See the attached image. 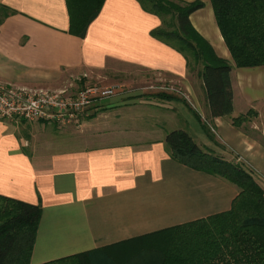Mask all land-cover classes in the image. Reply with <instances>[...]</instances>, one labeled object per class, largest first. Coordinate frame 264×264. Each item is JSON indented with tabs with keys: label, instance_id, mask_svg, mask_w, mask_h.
Listing matches in <instances>:
<instances>
[{
	"label": "crops",
	"instance_id": "0c3cea01",
	"mask_svg": "<svg viewBox=\"0 0 264 264\" xmlns=\"http://www.w3.org/2000/svg\"><path fill=\"white\" fill-rule=\"evenodd\" d=\"M179 1L203 3L190 23L230 61L210 1ZM160 26L137 0H103L79 37L66 0H0V86H122L71 126L80 136L61 143L44 135L55 124L0 119V196L41 208L30 264L82 254L90 264H146L124 242L230 210L236 186L174 159L165 143L189 123L186 109L218 145L204 143L196 122L197 135L186 131L193 140L247 167L264 191V66L232 68L233 111L212 118L198 73L152 36Z\"/></svg>",
	"mask_w": 264,
	"mask_h": 264
},
{
	"label": "trees",
	"instance_id": "16d2710c",
	"mask_svg": "<svg viewBox=\"0 0 264 264\" xmlns=\"http://www.w3.org/2000/svg\"><path fill=\"white\" fill-rule=\"evenodd\" d=\"M137 1L146 12L161 19L152 36L182 54L186 68L200 76L210 116H229L233 111L232 68L264 66V0H209L230 61L220 58L190 23L189 17L203 3H168L171 11L157 0ZM102 2L66 0L70 33L83 37ZM167 15L172 16L176 31L162 28ZM244 119H233V125L239 126ZM165 143L174 159H192V168L228 181L238 194L226 212L134 238L124 245L132 246L133 255L149 257L146 264H264V191L251 172L210 150L203 151L184 130L168 132ZM40 217L39 205L0 196V264H30ZM87 256L54 264H90Z\"/></svg>",
	"mask_w": 264,
	"mask_h": 264
},
{
	"label": "built area",
	"instance_id": "2783aa9c",
	"mask_svg": "<svg viewBox=\"0 0 264 264\" xmlns=\"http://www.w3.org/2000/svg\"><path fill=\"white\" fill-rule=\"evenodd\" d=\"M121 88L96 84H73L58 90L0 86V119L77 126L95 102L115 96Z\"/></svg>",
	"mask_w": 264,
	"mask_h": 264
},
{
	"label": "rangeland",
	"instance_id": "374dc122",
	"mask_svg": "<svg viewBox=\"0 0 264 264\" xmlns=\"http://www.w3.org/2000/svg\"><path fill=\"white\" fill-rule=\"evenodd\" d=\"M157 2H159L161 4V6H163L164 8L168 9L170 8V5L168 3H173V4H178V5H181L182 1H179V0H157ZM150 6V5H149ZM170 10L172 11V7L170 8ZM164 20V24L162 26V28L167 31V32H173V31H176L175 29V24H174V21L172 19V16L170 15H167V16H164L163 18ZM78 82V81H77ZM88 84H92L91 81H88L86 80V83L85 82H81L80 83V86H83V85H88ZM179 100V99H178ZM189 101V103H191L192 105H194L192 102H190L189 99H187ZM169 102H172V101H175V99H172V100H168ZM174 103L170 104V105H173ZM257 109L258 111L261 113V115H264V102H259L257 103ZM185 112L187 113V115L189 114V117H188V122L190 123H185L184 121H182L181 123L179 122V126L182 125L183 127H181L182 129H184L185 131L189 132L190 135L194 136V135H197L195 130L198 131L199 129L202 131L203 133V136H204V143L209 145H218L214 139L212 137H210L209 135V132H208V129H202L201 128V125H200V122L196 121L195 117H194V114L190 112L189 109H186ZM194 122H196V124L198 125L199 129L196 127H194ZM25 126L27 125L26 123H23ZM191 125V126H190ZM56 126V127H55ZM48 125L46 127V131L44 132V135L47 136V138L49 139L48 140V143L50 144H56V143H61L63 139L65 138H74L76 136H80V129H75L74 127H66V128H61L57 125ZM195 130H194V128ZM43 136V137H45ZM195 139V138H194ZM196 140V139H195ZM196 143L199 144V147L205 151V152H209V148H206L205 146H203L199 140H196ZM219 143V142H218ZM220 145V144H219ZM221 146V145H220ZM209 147V146H208ZM242 168L248 170L247 167H245L244 165H240Z\"/></svg>",
	"mask_w": 264,
	"mask_h": 264
}]
</instances>
